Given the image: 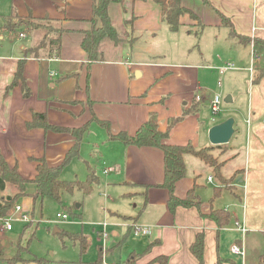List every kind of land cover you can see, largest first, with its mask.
<instances>
[{
    "label": "crops",
    "instance_id": "0c3cea01",
    "mask_svg": "<svg viewBox=\"0 0 264 264\" xmlns=\"http://www.w3.org/2000/svg\"><path fill=\"white\" fill-rule=\"evenodd\" d=\"M7 1L0 8V155L6 163L16 166L21 178L32 180L36 170L31 158L44 157L55 167L74 145L75 138L70 133L27 128L34 113L45 114L48 122L58 127L72 129L87 124L79 156L62 168L60 178L86 179L89 171L97 177L99 197L103 194L106 198L100 210L107 234L100 240L101 262L110 256L118 261L107 258L108 264H126L132 258L136 264H158L154 260L165 256L167 264H250L246 254L235 256L230 248L233 244L243 247V239L253 227L247 203L260 200L264 190L261 90L248 102L251 110L259 112L255 129L250 132L254 145H249L247 131L242 151L228 142L212 152L221 162L238 160L240 152L245 156L244 167L236 165L229 177L222 175L230 179L236 174L220 196L213 197L220 183L212 169L191 155L184 156L186 172L176 183L174 194L185 198L192 191L198 207H177L171 213L168 191L159 187L164 175L162 151L125 145L110 139L109 133L134 135L155 113L159 130L167 132L166 144L210 147L209 129L228 118L234 119L232 138L237 135L238 125L232 115L237 112L233 106L235 88L225 84L222 87L221 74L235 71L232 78L236 80L240 72H249L255 62L261 66L252 67L254 70L264 68V0H181L195 18L183 15L176 31L165 24L161 7L154 0L112 3L108 13L117 41L103 40L101 56L95 61H90L81 47L84 32L91 27L93 0ZM11 20L49 22L61 30L59 57L30 55L25 59L23 78L30 91L26 98L20 84L9 86L24 51L35 48L43 36L47 40L49 31L31 30L24 23L27 32L36 31L39 36L31 35L24 43L21 39L26 35L19 33L14 42L11 36L7 38L5 29ZM227 64L235 69L223 70ZM216 84L220 88L216 91L228 96L226 106L219 105L223 112L220 119L218 114L209 123L213 99L208 97L207 101V96ZM258 85L264 90V78L255 86ZM171 118L180 119L168 129ZM208 177H212L211 182ZM35 192V185L28 183V195L17 202L24 212L29 206L34 210L31 196ZM225 192L233 201L224 205ZM14 193L15 188L0 179V205L3 200H11ZM245 199L246 205L242 204ZM211 207L228 212L229 223L225 227L218 229L207 216ZM76 212L81 219L79 210ZM235 222L244 226L246 232L236 228ZM103 223L96 225L98 236ZM136 228H146L150 234L136 237ZM198 235L203 239L202 262L190 250ZM8 259L0 251V261L7 263Z\"/></svg>",
    "mask_w": 264,
    "mask_h": 264
},
{
    "label": "trees",
    "instance_id": "16d2710c",
    "mask_svg": "<svg viewBox=\"0 0 264 264\" xmlns=\"http://www.w3.org/2000/svg\"><path fill=\"white\" fill-rule=\"evenodd\" d=\"M125 0H93L92 4V16L90 19L91 27L88 31L84 32L82 40V49L87 54L90 61L97 60L101 55L100 47L101 43L105 39H110L113 42L117 41V32L112 25L111 18L108 13L109 5L112 3H122ZM162 10V19L171 31H176L179 27L180 18L189 14L190 17L195 18V15L187 8L181 5V0H154ZM223 21L227 20L223 18ZM129 24V21H127ZM31 30H42L48 28L53 33L57 34L56 38L45 42L46 36L35 48H30L24 51V58L18 63L16 73L10 87L21 85L23 96L29 97L30 91L27 88L23 78V66L24 61L30 55L39 57L46 55L49 57H59L60 55V35L61 30H53L50 26L43 25V22L29 21ZM5 27L12 29L8 25ZM247 42L248 39H243ZM264 78V68L253 70L252 83L257 84ZM180 118H171L168 122V129L176 123ZM102 125L107 126L105 122L99 121ZM27 128H41L44 131L53 132H66L70 133L75 138V143L72 148L67 152L65 159L58 166H50L44 157L31 158V161L35 163L36 175L32 180H25L20 177L17 171V167H10L4 158L0 155V179L5 183L15 188V193L12 199L9 201L3 200L0 205V221H3L10 210L17 204L19 199L27 196L26 186L28 183H32L36 187V192L31 196L33 203L37 200L42 202L43 200H50L61 204V198L63 193L72 194L74 191H81L84 195H89L93 190V185L98 183L97 177L89 171L86 179L84 180H63L60 178L62 168L69 163L73 158L79 156V146L82 138L87 133V124L80 128H64L51 125L45 114L34 113L32 120L27 123ZM167 132L159 130L157 118L155 113H151L148 120L137 130L134 135H128L124 132L118 134H110V139H116L125 145H133L137 147H155L162 151L164 157V175L163 181L159 187L168 191V208L173 213L177 207H191L199 206V202L196 200L193 192L190 191L185 198H178L175 196V185L182 179L186 172V166L184 162L185 155H191L203 163L209 168H212L215 178L224 185L225 189L229 186L230 179H233V175L230 179H225L221 174V169L226 163L225 161L219 162L218 158L212 154L215 147L210 146L206 148L195 149L191 144L186 145H170L165 143ZM222 189H214V198L220 196ZM74 217L79 218L80 215L75 211ZM216 224L218 229L225 227L229 223V214L223 209L210 208L207 215ZM62 235L67 236L73 242H79L80 251L82 252L87 245V240L80 234H69L62 232ZM190 250L199 262H202L203 255V239L201 235H198L194 243L191 245ZM17 254L7 260L8 264H17L21 262L16 259ZM101 258V252H99V259ZM29 261V260H24ZM32 261L38 264H43L44 261L34 257ZM158 264H167V258L160 256L154 260ZM126 264H136L135 258L130 259ZM257 264H264V237H263V251L258 258Z\"/></svg>",
    "mask_w": 264,
    "mask_h": 264
},
{
    "label": "rangeland",
    "instance_id": "374dc122",
    "mask_svg": "<svg viewBox=\"0 0 264 264\" xmlns=\"http://www.w3.org/2000/svg\"><path fill=\"white\" fill-rule=\"evenodd\" d=\"M3 1V4L0 8L3 7L4 3L8 4L7 0ZM6 7V6H5ZM14 19V18H13ZM30 20H11L9 21V27L13 28L10 30L5 27L8 31H6L7 38L11 36L12 40L16 42L18 40L19 33H24L26 38L21 42L27 43L29 38L32 36H39V32L35 34L36 31L29 30L26 31V28L29 26ZM24 23L27 25H24ZM16 24H19L18 27H15ZM21 24V25H20ZM49 22H43V25L50 26L51 29L56 30L54 27L49 25ZM47 30L49 38L45 40L47 43L48 40H53V36L57 34H49L53 33L48 28L42 29ZM27 32V33H26ZM28 34V35H27ZM258 45V44H257ZM248 52V49H247ZM235 64V63H234ZM260 62H255L250 65L252 67H259ZM264 65V63H262ZM237 65V64H235ZM238 66V65H237ZM254 70V69H253ZM235 71H227L223 74L222 80L220 81V85L225 84L226 87L233 86L235 88V99L233 106L237 108V112H233V116L235 117L236 125H238L239 133L235 135L229 141V145H234L239 150H243L245 146V138L246 133L248 131V141L250 136H253L254 130V122L259 117V112L254 111V108L251 110L249 107V99L253 96L256 97L259 95L260 90L262 94H264V90L261 89V85L255 86L252 85V73L250 72H240V75L236 80H233L232 75ZM217 74H219L217 72ZM215 81V80H214ZM216 88L219 90L220 88L213 86V89L210 94L207 96L214 99L216 96L220 99V104L226 106L225 98L228 94H225L223 97L221 93L216 91ZM264 97V96H263ZM219 114V115H218ZM216 115H209V123L213 122L214 118L221 117L223 112H219ZM220 119V118H219ZM233 119V118H232ZM261 125H264V112L261 116ZM234 120V119H233ZM249 121V122H248ZM252 123V126L250 125ZM255 138L250 139V146L254 145ZM257 141V140H256ZM264 145V144H263ZM215 147L213 150H216ZM221 148V147H220ZM88 154V152H87ZM86 158V157H85ZM238 159V158H237ZM219 162H221L218 159ZM81 164V162H76ZM245 163V156L243 152H240L239 159L236 161L228 160L222 167L221 174L227 175L229 177L233 174V167L236 165L243 166ZM252 163V160H250ZM73 166V165H72ZM74 168V167H71ZM212 169V168H211ZM84 179V178H79ZM220 183V182H219ZM264 184V182H263ZM97 185H93V190L90 195H84L81 191H74L72 194L63 193L61 198V204L50 201L43 200L40 202L39 200L35 202L34 210L29 206L28 217L30 218L28 222L24 221L22 217L18 213H14L13 216L8 218L13 230L11 232L5 230L4 221H0V251L3 254V257L12 258L17 254L16 259L21 261L17 264H38L32 259L37 258L44 261L43 264H108L110 256L107 258L104 257L103 262L99 259L100 246L103 239L97 235V227L98 223H103L104 220L100 216V210L102 209L103 199H106L102 196L99 197V191L96 189ZM208 189L212 188L211 185L206 184ZM221 189H225L224 185L219 186ZM261 198L258 201H248V214L251 215V223L252 229L249 230L247 237L243 239V248L245 250L246 259L249 260L250 264H256L260 254L263 251V237H264V190H261ZM227 195H224L225 201H223L224 205L226 203H230L233 201V198H230V193L225 192ZM245 203L246 199L242 204ZM19 204V203H18ZM81 205L82 208L77 209V206ZM81 213L80 217H74L73 214L75 211ZM11 211V210H10ZM240 212L239 209L237 210ZM9 213V212H8ZM57 214H65L67 219L62 221L57 218ZM9 215V214H8ZM7 215V217H9ZM6 217V218H7ZM243 225V224H242ZM249 225V224H248ZM62 232H66L69 234H80L84 237H87L89 241H87V246L85 248V252L82 254L79 247V242H73L67 236L62 235ZM3 242V244H1ZM104 250L107 249L104 245ZM110 249V248H108ZM240 258V257H239ZM24 261V260H29ZM235 260V259H234ZM118 261V260H113ZM248 262V263H249ZM123 264V262H121ZM0 264H7L5 261H0Z\"/></svg>",
    "mask_w": 264,
    "mask_h": 264
},
{
    "label": "built area",
    "instance_id": "2783aa9c",
    "mask_svg": "<svg viewBox=\"0 0 264 264\" xmlns=\"http://www.w3.org/2000/svg\"><path fill=\"white\" fill-rule=\"evenodd\" d=\"M22 36V35H21ZM232 69H235V67L232 65V64H227L226 67L223 68V70H232ZM249 72H253V68H249ZM211 112H212V115H216L220 112V107H219V97L216 96L213 101H212V104H211ZM207 180L209 182L212 181V177H208ZM14 213H18L20 215V217H22V219L26 222L29 221V217L27 215L26 212H24L22 210V208L19 206V205H15L13 207V209L11 211H9V217L5 218L3 221L5 223V230H11L12 229V226L8 220V218H10L11 216H13ZM57 218L58 219H61L62 221L66 220L67 219V216L65 214H57ZM103 230L102 232L100 233V237L105 239L107 237V234H106V224L103 223ZM235 227L238 228V229H241L242 231L246 232V229L244 228V226H241L238 222H235ZM134 236H147L150 234V231L146 228H136L134 229ZM230 252L231 254L235 255V256H240V257H244L245 255V251H244V248L240 245H237V244H233L230 248Z\"/></svg>",
    "mask_w": 264,
    "mask_h": 264
},
{
    "label": "water",
    "instance_id": "95a60500",
    "mask_svg": "<svg viewBox=\"0 0 264 264\" xmlns=\"http://www.w3.org/2000/svg\"><path fill=\"white\" fill-rule=\"evenodd\" d=\"M226 101H230L229 99ZM234 120L232 118H228L222 123L212 126L208 131V139L212 146H221L227 144L233 133ZM78 208V206H77Z\"/></svg>",
    "mask_w": 264,
    "mask_h": 264
}]
</instances>
